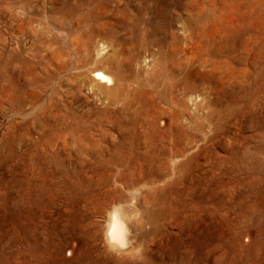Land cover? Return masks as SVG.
<instances>
[{"label": "rangeland", "instance_id": "1", "mask_svg": "<svg viewBox=\"0 0 264 264\" xmlns=\"http://www.w3.org/2000/svg\"><path fill=\"white\" fill-rule=\"evenodd\" d=\"M14 1L0 2L15 10L0 14V264H64L74 245L75 264H126L105 255L111 207L91 214L63 185L99 166L63 145L125 140L184 150L166 195L183 210L144 246L154 264H264V0ZM192 186L205 211H185Z\"/></svg>", "mask_w": 264, "mask_h": 264}, {"label": "bare ground", "instance_id": "2", "mask_svg": "<svg viewBox=\"0 0 264 264\" xmlns=\"http://www.w3.org/2000/svg\"><path fill=\"white\" fill-rule=\"evenodd\" d=\"M0 2H2V4L6 5V6L13 5L15 3L14 0H0ZM6 6L0 10V14L14 15L15 10L12 9L10 11L9 9H6L7 8ZM93 77L100 84H106L107 86H110L112 84V79L109 76H107L106 74H103L102 72L94 73ZM93 135L99 136L100 134H93ZM101 144H103V143H101V141H96V142H89V145H84L82 143H77V142H73L70 144L66 143L65 145H63V151L66 153V157H67V158H65L66 161H67V159L69 162L73 161V159L78 160L81 162L80 163L81 166H84L86 162H88L90 164L91 162L94 161V162H97L99 165V166H96V168L90 167V166L89 167L85 166L84 173H86V177L88 178L87 180L90 181L88 183H87V180L85 182V181H83L82 178L78 177L79 173H78L77 169L76 170L74 169L75 167L70 168L68 170H65L64 171V179H63L64 188L72 196V198L70 196L71 199H78V200H83V201L87 200V199H89V200L94 199L93 203H95V201H97V203L95 205L93 204V208L91 210V214H94V215L103 214L104 213L103 208L105 207L106 204H108L109 207H112L113 205L127 202L130 199L135 201L136 208H138L140 210V212L142 213V216H141L140 220L134 221L130 225V227L132 228L134 238L136 240V244L133 245V249H136V248L139 249L141 247V250H139V252H136V251H133V249H129V251L127 253L120 255V256H117V255L110 253L106 249V247L104 246L105 247V255L111 259H115L117 262H120V263L126 262V264H129V263H131V264H154L153 263L154 259H152L151 255H150L151 253L149 252L148 249L145 250L144 248L146 247L147 243L149 244L151 242L153 244L152 240L155 238H158L157 235L160 233L162 234L164 232L163 224H157V222H159L160 220L165 219V217H161V216H167L166 214L169 210L171 211L174 209V211L176 212L179 208H181V207L176 206L177 202L176 203L169 202L168 201L169 199L166 195H168V193H169V190H170L169 186L172 185V183H173L172 180L177 179V176L175 174V168L178 164L177 163L178 158L180 156H183L184 150H179V149L174 148V147H168L167 150L169 151V155L167 152L166 158H160L158 156L159 153L165 152V150H163V149H165L163 146H160V148H158V146L148 145V144L143 145V146H139V144L137 145V143H134L131 140H129V141L125 140L122 142H112L111 145L108 144L109 146H107V147L102 146ZM51 158H52V155H51ZM73 165H75V164H73ZM167 167L170 168V170H169L170 173H168V174L166 172ZM82 169H84V167H82ZM79 172H80V170H79ZM93 181L95 182L93 184L95 186H94V189L92 190L91 189V185H92L91 182H93ZM196 181H198V180H196ZM58 182H60V181H58ZM204 182H206V181H204ZM201 183H203V182H201ZM200 186H202V185H200ZM138 188L142 189V195L137 200L136 199V192L131 191V190L132 189H138ZM201 188H203V187H201ZM196 190H197L196 186H192V187L188 188V194L191 197L188 200L189 203L185 206L187 210H185V208H184L185 211H190L192 213L194 211L198 212V210L205 211V205L206 204L203 201H197L195 198ZM167 191H168V193H167ZM107 197H112L111 201H105V199ZM171 201H173V200H171ZM90 205H91V203H90ZM183 205H181V206H183ZM71 206H72V204H71ZM171 207H172V209H171ZM134 211H135V209H133L132 207H125L121 211V216L124 218H131V216L134 214ZM73 217H75V216H73ZM175 225H177V224H175ZM91 229H93V228H91ZM74 230H77V229H74ZM89 230H90V228H89ZM79 234H80V232H79ZM98 236H99V234H98ZM96 240H98V239H96ZM70 241H69V243H71ZM69 243H66V246H68ZM82 248H83V246H82ZM159 252H160V249H157L156 253L158 256L156 258H157V260L160 261L161 255ZM32 253H34V252H32ZM75 253H76V248L74 245V247L72 249H70L67 253V255H69L73 259H71L69 262L64 263V264H75V261H76V259L74 257ZM82 257H84V256H82ZM176 264H178V263H176ZM185 264H187V263H185Z\"/></svg>", "mask_w": 264, "mask_h": 264}, {"label": "clouds", "instance_id": "3", "mask_svg": "<svg viewBox=\"0 0 264 264\" xmlns=\"http://www.w3.org/2000/svg\"><path fill=\"white\" fill-rule=\"evenodd\" d=\"M136 192V199L142 195V189H132ZM125 207H132L135 209L131 218H124L121 216V211ZM142 213L136 208V203L133 200L113 205L106 213L103 226V242L106 249L117 256L123 255L133 249V245L136 244L134 234L130 225L134 221L141 219ZM133 251L139 252V249H133Z\"/></svg>", "mask_w": 264, "mask_h": 264}]
</instances>
